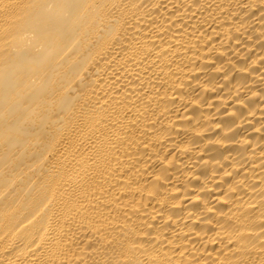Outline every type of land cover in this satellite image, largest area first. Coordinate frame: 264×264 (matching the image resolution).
Here are the masks:
<instances>
[{"label":"bare ground","instance_id":"6f19581e","mask_svg":"<svg viewBox=\"0 0 264 264\" xmlns=\"http://www.w3.org/2000/svg\"><path fill=\"white\" fill-rule=\"evenodd\" d=\"M0 264H264V0H0Z\"/></svg>","mask_w":264,"mask_h":264}]
</instances>
